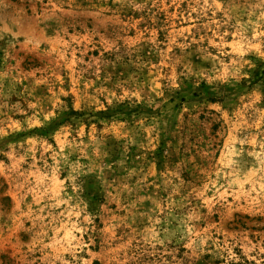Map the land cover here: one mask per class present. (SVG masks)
Wrapping results in <instances>:
<instances>
[{
  "label": "rangeland",
  "instance_id": "374dc122",
  "mask_svg": "<svg viewBox=\"0 0 264 264\" xmlns=\"http://www.w3.org/2000/svg\"><path fill=\"white\" fill-rule=\"evenodd\" d=\"M0 264H264V0H0Z\"/></svg>",
  "mask_w": 264,
  "mask_h": 264
}]
</instances>
